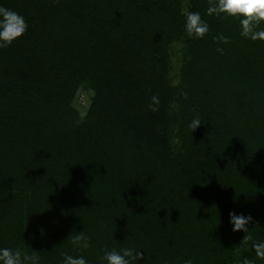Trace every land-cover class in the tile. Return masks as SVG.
Returning <instances> with one entry per match:
<instances>
[{
  "label": "trees",
  "instance_id": "16d2710c",
  "mask_svg": "<svg viewBox=\"0 0 264 264\" xmlns=\"http://www.w3.org/2000/svg\"><path fill=\"white\" fill-rule=\"evenodd\" d=\"M214 2L0 0L28 24L0 48V247L41 264L123 247L143 264H264V41L207 15ZM230 211L253 217L246 233ZM82 230L87 249L68 237Z\"/></svg>",
  "mask_w": 264,
  "mask_h": 264
},
{
  "label": "clouds",
  "instance_id": "9594fccd",
  "mask_svg": "<svg viewBox=\"0 0 264 264\" xmlns=\"http://www.w3.org/2000/svg\"><path fill=\"white\" fill-rule=\"evenodd\" d=\"M182 14L184 16V31L188 37L203 39L208 34L209 24L202 18L199 11L184 9ZM206 14L216 15L222 19L235 18L239 21L240 36L253 41H264V29L260 28V25L264 23V0H215L207 8ZM27 28L28 24L23 15L0 5V48L9 47L26 33ZM228 39L224 35L214 37V40L220 43H228ZM216 52L223 55L224 49L218 46ZM151 100L149 108L152 111H157L159 98L152 96ZM200 125V119L194 117L189 127L195 130ZM228 217L233 232L243 231L245 233L248 231L246 225L253 219L251 215L246 216L235 211H230ZM41 228L38 229L40 234ZM68 237L75 248L87 249L90 247V238L85 235L83 230L73 231ZM253 249L257 258L264 259V241L254 242ZM140 250L138 247H123L119 250L105 248L100 260L103 264H143L145 253ZM0 264H41V257L35 250L29 252L18 247H0ZM62 264H89V261L84 255L73 256L63 253ZM183 264H194V260L192 258L184 259ZM240 264H255V261L244 256Z\"/></svg>",
  "mask_w": 264,
  "mask_h": 264
}]
</instances>
